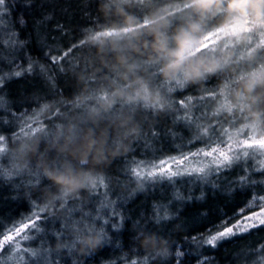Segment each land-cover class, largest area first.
Wrapping results in <instances>:
<instances>
[{"label":"snow or ice","instance_id":"snow-or-ice-1","mask_svg":"<svg viewBox=\"0 0 264 264\" xmlns=\"http://www.w3.org/2000/svg\"><path fill=\"white\" fill-rule=\"evenodd\" d=\"M97 2L100 3V0L82 3L80 10L92 24V28L88 30L90 39L99 43L107 39L118 41L125 37L131 38L130 33L136 28L148 26L150 13L158 19H171L175 23L184 19L192 20L194 8L210 12L215 6L214 19L204 17L194 25H206V34L196 45L190 40L185 41V46L178 53L180 61L203 53L215 55L217 47L222 46L224 50L232 52L229 63L237 67L239 79H248L250 84L264 81V0H135V14L141 23L133 28L124 27L121 32L111 27V19L103 20L99 11H95ZM37 7L43 10L34 15L33 11ZM106 7L109 11L124 7L123 0H109ZM18 8L21 12L19 16L16 15ZM47 8L46 2L38 5L36 0H20L19 3L16 0H0V94L5 93L16 78L29 76L36 81L43 80L49 85V93H52L56 76L66 71L65 63L69 62L73 49L89 47L87 41L80 40L62 50L59 47L60 37L51 36V33L63 36L67 29L59 21L51 28L48 27L55 19L54 0L51 10ZM25 15L32 20V33L27 37L23 31L28 25ZM217 20H223V23L217 24ZM33 42L34 47L29 48V44ZM32 51H38L47 63L34 59ZM71 59L75 60L74 54ZM53 69L56 70L55 73ZM83 69L87 71L86 60ZM151 69L155 85L166 89L171 95L162 114H154L150 111L152 106L147 103L144 104V109L158 121L161 118L164 121L171 118L173 128L156 123L145 134L143 125L147 121H143L141 131L135 139L143 138L145 148L151 150L145 151L142 159L133 157L125 167L118 170L126 179L135 181L137 189L127 195L118 193L113 189L112 178L106 180L105 177L96 175L91 182V192L96 195L92 196L94 204L90 211L85 212L83 205L79 208L70 206V196L66 193L60 197L64 201L65 215L59 228L55 226L59 218L48 214L49 205H41L32 200L29 214L18 220L6 217L7 224L0 220V264H64L62 251L73 253L80 237L90 232H98L105 244L122 250L123 247H128L120 242L126 222L133 225L135 231L132 243L136 247L106 264H150L154 258L153 253L158 255L145 248L141 252L139 242L144 235L152 233L166 237L170 244V251L165 257H161V264H172L173 261L175 264H218L209 253L216 250L222 242L233 241V238L242 241L245 239L244 234L250 233L252 229L264 231V135L256 134L261 121L238 127L247 103L241 98L233 105L229 98L230 90L225 93L223 103L216 112H211L212 106L220 99L213 81H207L203 88H190L179 76L174 80H161L158 63H152ZM250 69L255 70L249 71ZM97 80L94 75L89 82L95 84ZM185 92L188 94L185 95ZM54 94L62 95L58 90ZM32 98L39 97L34 94ZM28 100L25 96L18 103L23 105ZM110 100L109 91L93 87L83 99L77 96L74 102L54 100L52 103L56 105L55 108L49 103H43L31 111L17 113L9 107L7 116L11 120L7 122H19V131L13 132L10 137L0 134V156L9 151V139H29L38 134L48 141L54 136L64 137L68 133L65 132L63 122L70 109H76L87 116L101 103L107 104ZM117 104L129 109L139 106L138 103L125 104L123 101ZM0 107H4L3 99H0ZM117 110L115 106L107 114L111 115ZM45 112L50 115L45 117ZM228 113L231 115H227ZM4 123L5 118L0 117V125ZM81 131L82 126L73 125L72 138H77ZM157 144L160 146L156 147ZM165 146H168L167 151ZM25 175L32 177L37 183L44 177L35 166L12 165L5 168L0 164V177L12 179ZM257 176L261 179H255ZM33 180L27 182L29 187ZM115 182L117 185L121 183L119 175ZM165 183L173 188L171 198H165L166 203L154 202L150 215L137 207L129 206L134 204L136 191L145 192ZM177 185H182L184 191H180ZM101 188L104 189L103 192H100ZM26 195L31 199V192ZM111 196H115V199H111ZM248 197H251V201L245 203L240 212L243 213L250 205L258 210L231 223L233 217H229L228 212L223 209L231 210ZM189 205L192 206L191 214L186 211V206ZM173 236L176 237L175 240L172 239ZM37 237L41 238V244L39 247H32L31 242ZM51 242L56 243L55 248L51 246ZM240 247L237 258L241 264H264V243L259 246L256 243L242 244ZM91 252L89 250L87 253ZM73 264L77 262L74 260Z\"/></svg>","mask_w":264,"mask_h":264},{"label":"clouds","instance_id":"clouds-1","mask_svg":"<svg viewBox=\"0 0 264 264\" xmlns=\"http://www.w3.org/2000/svg\"><path fill=\"white\" fill-rule=\"evenodd\" d=\"M107 3L109 0H100L99 11L106 17L116 18L111 27L117 32H121L124 27L133 28L141 23L135 12L130 10L136 6L135 0H123L124 7H116L111 11L106 7ZM193 15L192 20L184 19L173 23L171 19H158L150 13L148 26L136 28L130 33L131 38L125 37L118 41L107 39L102 46L99 43L92 44L102 67L90 60L87 71L82 69L74 75L77 96L83 99L95 87L109 91L111 100L107 104L101 103L86 119L99 126L118 102L139 105L135 111L116 114L110 121L117 128V139L109 142L106 132L97 134L93 127L82 129L78 137L73 139V125L79 126L84 118L78 110L70 109L63 122L65 132L68 133L64 137L54 136L48 141L38 134L29 139L15 140L10 150L11 166H35L40 169L47 181L43 198L53 214L64 210V201L60 199L63 194L79 197L91 192L92 178L98 174V170L112 158L130 149L141 131L142 123L137 119V114L148 111L144 109L145 103L151 105L150 111L157 115L166 109L171 94L155 85L152 63L159 64L161 80H174L179 76L184 79L187 87L198 89L205 87L207 81H213L220 99L212 106L211 112H216L229 90L233 105L244 98L247 106L243 110L244 117L237 126L259 120L261 123L256 134L264 135V81L250 84L248 79H239L237 67L229 63L233 55L231 51L219 46L215 55L203 53L180 61L178 53L185 46V41L190 40L196 45L206 34V25H194L204 17L214 19L215 6L210 12L194 8ZM222 23L223 20H217V24ZM185 33L188 35L185 36ZM253 70L255 69L249 71ZM94 75L98 78L95 84L89 82ZM79 243L81 246L78 251L87 253L102 246L104 239L98 232H90L82 235ZM141 245L155 251L159 257H165L170 251L168 239L156 233L145 235Z\"/></svg>","mask_w":264,"mask_h":264},{"label":"trees","instance_id":"trees-1","mask_svg":"<svg viewBox=\"0 0 264 264\" xmlns=\"http://www.w3.org/2000/svg\"><path fill=\"white\" fill-rule=\"evenodd\" d=\"M17 3L20 0H16ZM37 4L40 3H47L48 8L47 10H51L53 6V0H36ZM89 0H54L55 3V19H53L48 27L51 28L57 21L65 26L67 31L63 36L59 33L53 32L51 36H59V47L62 50H66L68 47H71L72 44L78 43L80 40L87 41L89 47H84L81 50L73 49V54L75 56V60L71 59L73 54H70L69 62L65 63L66 71L62 74H58L55 79V88L52 90V93H49L48 88L49 85L45 84L43 80L36 81L29 76L28 78L19 77L15 79V83L11 84V87L6 90L5 93L0 94V99L4 101V107H0V117H4L6 123L0 125V134H4L6 137H10L13 132H18L19 127L17 121H12L8 123L7 121L11 120L10 117L7 116V110L11 109L13 112H23L25 110L31 111L43 103H49L52 105L53 108L56 107L55 104L52 102L54 100H67L71 102L77 96V84L74 80V75L81 71L84 68V62L88 63L90 60H94L98 67H102L99 64V60L96 57V48L92 46L96 42L90 39V32L88 31L92 28V24L90 23L87 15L80 10V5L82 3H88ZM61 9H65V11H61ZM136 6H134L131 11L135 12ZM40 9L37 7L34 9L33 14L38 15ZM95 11H99V3L95 4ZM95 11L92 12V19H95ZM100 16L103 20L111 19V23L116 19L113 16L106 17L100 11ZM16 15H21L19 8L16 11ZM25 19L28 20V25H26L23 29L24 36L27 37L30 33H32V29L30 27L32 20L28 15H25ZM33 41H34V34H33ZM51 43V39H49ZM101 46L103 43H99ZM34 47V42L29 44V48ZM32 56L34 59L40 60L41 63H47V61L39 54L38 51H32ZM106 71V70H105ZM56 70L53 69V73ZM212 85H209L211 87ZM62 93V95H55L56 91ZM39 97L38 99H33V95ZM185 95L188 93L185 92ZM174 95V94H173ZM28 97L29 100L27 103L20 105L18 101L22 97ZM174 98H179L175 97ZM117 112L108 115H105V118L100 122L99 126L92 124L86 118L87 116H83L81 113V117H83V121L80 124L82 129L93 127L96 129L97 134H100L101 131L107 133L109 142L114 139L118 138L117 135V128L114 124L110 123V121L114 118L116 114L125 113V112H132L135 111L134 109H129L127 107L121 108L120 105H116ZM63 110V108H62ZM75 110V109H73ZM50 115L49 112H45L44 116L48 117ZM137 119L143 123V121H147L143 125V133L148 134L151 130L153 124L160 123L162 127L173 128V121L171 118L167 119L166 121L161 118V120H156L153 116H149L147 113H143L142 111L137 114ZM47 123V121H45ZM61 121H56V123H60ZM15 140L9 139L7 147L9 151L2 157L0 164L3 165L5 168L11 167V147L14 144ZM179 143V141H177ZM160 145L157 144L156 147ZM167 147L165 146V151H167ZM151 149L145 148V140L143 138L136 140L132 143L130 149L127 152H124L110 160L109 163L102 166L98 170V174L101 177L112 178V186L114 191L118 193H122L127 195L130 192H133L137 189V183L135 181L126 179L123 175H120L118 170L125 167L130 160L135 157L136 159H142L144 157L145 151H150ZM127 158V159H126ZM119 175V179L121 183L119 185L116 184L115 178ZM255 179L259 180L261 177L257 176ZM33 180L32 177L25 175L24 177H13L12 179H8L5 177H0V220H3L5 224L8 221L5 219L6 217H11L13 220H18L23 215H27L30 213L32 208V200H36L41 205L45 204L46 201L43 198V191L46 186V178L40 182L33 183L31 187L28 185V181ZM19 185V187H17ZM178 188L181 190V186L177 185ZM104 189L101 188L100 192H103ZM32 193L31 199H29L26 193ZM173 192V188L167 183L158 185L154 189H149L145 192H135L134 204H130V207H137L141 212H147L149 215L152 212L151 205L154 202H163L166 203L167 200L165 198L170 199ZM198 195L199 193L196 192ZM96 195L92 192H86L80 195L79 197H70L69 198V205H75L79 208L83 205V210L85 212L90 211L94 202L92 200V196ZM147 197V199H146ZM111 199H115V196H111ZM251 201V197H248L247 200L240 203L239 206L232 208L229 210L228 208H224L223 211L228 212L229 217H233L231 219V223L239 217L240 209L244 208V204ZM186 211L190 214L192 213V206H186ZM48 214H53L51 210H48ZM57 218H59L58 222L56 223V227L59 228L63 217L65 215V211H57L54 214ZM77 219L79 216L76 217ZM185 217H181L184 219ZM179 223V221H176ZM171 226V225H170ZM203 230V229H201ZM134 228L131 222H126L124 234L120 237L121 244H127L128 247H123L122 250L116 249L113 245L110 244H103L102 246L92 250L91 254L89 253H80L78 250L80 248V243L78 244L77 248L74 250L73 253H68L66 250L62 251L61 255L63 256L64 264H73L75 260L77 264H106L108 261L117 260L118 257L123 256L125 253H128L130 248H135L136 245L132 243V234L134 232ZM111 231H109V235H111ZM196 233L194 232L193 235ZM147 235V234H146ZM245 239L242 241H236L233 238V241H226L222 242L216 250H213L210 255L214 257V259L218 262V264H241L240 260L237 258L238 253L241 251L242 244H252L256 243L259 246L260 243H264V231L260 229H253L250 233H246ZM145 236V235H144ZM143 236V237H144ZM143 239V238H142ZM141 239V240H142ZM173 240L176 239L175 236L172 237ZM140 240V251L143 252V246L141 245ZM41 244V238L37 237L35 240L31 242L32 247H39ZM51 246L53 248L56 247L55 242H51ZM146 249V248H145ZM150 252H155L151 249H146ZM146 254V253H145ZM153 260L150 261V264H161V257L155 256L153 253ZM119 264V262H118ZM175 264V261L172 262Z\"/></svg>","mask_w":264,"mask_h":264},{"label":"rangeland","instance_id":"rangeland-1","mask_svg":"<svg viewBox=\"0 0 264 264\" xmlns=\"http://www.w3.org/2000/svg\"><path fill=\"white\" fill-rule=\"evenodd\" d=\"M3 156L4 155L0 156V161H1ZM180 186H181V190H184V187L182 185H180ZM256 210H258V209L255 208L254 206L250 205L249 208H245L244 209L243 213H241V212L239 213V217L237 219H241L242 216H248V215H250L251 211H256ZM234 223H235V221H234Z\"/></svg>","mask_w":264,"mask_h":264}]
</instances>
